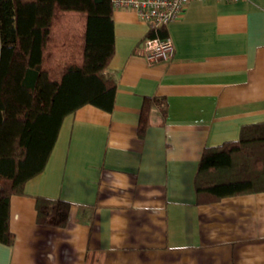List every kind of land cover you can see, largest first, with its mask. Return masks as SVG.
<instances>
[{"label":"crops","instance_id":"1","mask_svg":"<svg viewBox=\"0 0 264 264\" xmlns=\"http://www.w3.org/2000/svg\"><path fill=\"white\" fill-rule=\"evenodd\" d=\"M113 19L114 107L64 118L43 171L10 196L0 264H264V191L198 203L195 188L205 147L264 121V0L190 1L167 27L174 57L153 63L148 24ZM37 196L71 201L67 225L38 223Z\"/></svg>","mask_w":264,"mask_h":264},{"label":"trees","instance_id":"2","mask_svg":"<svg viewBox=\"0 0 264 264\" xmlns=\"http://www.w3.org/2000/svg\"><path fill=\"white\" fill-rule=\"evenodd\" d=\"M111 0H0V242L10 244V196L43 171L64 118L85 104L111 111L117 77ZM168 36L166 27L147 38ZM142 41V42H143ZM158 99L144 98V137ZM165 111V108H164ZM198 203L264 191V121L237 139L204 148L195 177ZM72 202L36 197L37 222L64 227Z\"/></svg>","mask_w":264,"mask_h":264},{"label":"built area","instance_id":"3","mask_svg":"<svg viewBox=\"0 0 264 264\" xmlns=\"http://www.w3.org/2000/svg\"><path fill=\"white\" fill-rule=\"evenodd\" d=\"M114 9L134 10L144 20L149 30L168 27L180 19L188 3L192 0H111ZM239 1V0H219ZM175 45L168 35L164 38H147L143 41L142 54L150 63L168 61L174 57Z\"/></svg>","mask_w":264,"mask_h":264}]
</instances>
